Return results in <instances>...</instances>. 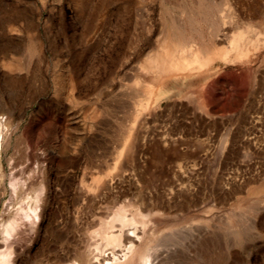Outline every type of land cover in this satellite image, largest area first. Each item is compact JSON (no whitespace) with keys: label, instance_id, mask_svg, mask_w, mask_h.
<instances>
[{"label":"rangeland","instance_id":"374dc122","mask_svg":"<svg viewBox=\"0 0 264 264\" xmlns=\"http://www.w3.org/2000/svg\"><path fill=\"white\" fill-rule=\"evenodd\" d=\"M195 2L0 0V264H264V0Z\"/></svg>","mask_w":264,"mask_h":264},{"label":"bare ground","instance_id":"6f19581e","mask_svg":"<svg viewBox=\"0 0 264 264\" xmlns=\"http://www.w3.org/2000/svg\"><path fill=\"white\" fill-rule=\"evenodd\" d=\"M199 0H196V2H198ZM195 2V3H196ZM202 2V1H201ZM195 3H193V4H195ZM198 5V4H197ZM204 5V4H203ZM214 5V4H213ZM196 6V5H195ZM212 6V5H211ZM215 6H217V5H215ZM214 6V7H215ZM199 7H201L199 10L200 11H203V9L204 8H202V3H201V6H199ZM206 7V6H205ZM213 7V6H212ZM249 7V6H248ZM256 7H258V6H256ZM196 8V7H195ZM194 8V9H195ZM206 9V8H205ZM204 9V10H205ZM196 11H198L197 9H195ZM207 10H208V7H207ZM206 10V11H207ZM214 10V9H213ZM209 11V10H208ZM210 12V11H209ZM213 12H215V11H213ZM264 12V11H263ZM198 13V12H197ZM201 13V12H200ZM221 13V12H220ZM248 13V12H247ZM199 14V13H198ZM252 15H254V13L252 14ZM256 15V14H255ZM254 15V16H255ZM215 22V21H214ZM176 23V22H175ZM175 23H173L172 22V26H171V33L169 34V35H167L166 36V38L168 39V40H170L172 43H174L175 44V48H174V51H173V53H172V55H174V56H179V55H182V56H184V55H191L192 54V51H191V49L190 48H188L187 49V47H186V39H185V35H184V32H183V30H181V28L177 25V24H175ZM216 24V23H215ZM213 25V24H212ZM237 25V24H236ZM216 27V26H215ZM211 28V27H210ZM214 29V31H215V28H213ZM212 29V30H213ZM216 29H217V27H216ZM223 30V29H222ZM221 34V33H220ZM226 34V33H225ZM216 36V35H215ZM217 38V37H216ZM210 44H211V42L209 41V42H202V43H199V46H198V48H197V50L196 51H198V52H203V51H205V50H208V47H211L210 46ZM188 45V44H187ZM226 50V49H225ZM225 52H227V50L225 51ZM175 58V57H174ZM146 100H147V97H146ZM141 102V101H140ZM0 133H1V129H0ZM1 136V135H0ZM113 220H118V221H120L121 222V225H125V224H128L129 223V218L126 216V215H124L123 213H117L116 215H115V217H114V219H112V221H108V222H106V226L108 227V228H110V227H113L114 225H113ZM5 222L7 223V221L5 220V221H3V224L5 225ZM4 229L2 228V229H0V247H1V242H3V237H4V235H2L4 232ZM103 234H104V237H105V239L106 240H109V241H114V240H116L117 239V236H114L113 234H111V233H109L108 231H103ZM5 240V239H4ZM5 244H6V240H5V242H4ZM4 243H2L3 244V246H4ZM131 245V244H130ZM6 246V245H5ZM2 248V247H1ZM3 252L5 251L4 249L2 250ZM3 252H2V254H3ZM1 253V252H0ZM82 260V259H81ZM86 262V261H85ZM84 262V263H85Z\"/></svg>","mask_w":264,"mask_h":264}]
</instances>
